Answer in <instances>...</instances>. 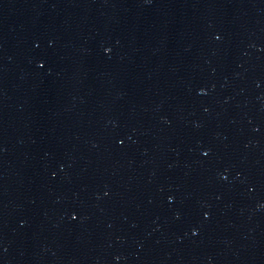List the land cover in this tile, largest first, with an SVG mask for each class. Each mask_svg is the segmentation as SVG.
<instances>
[{
  "label": "water",
  "instance_id": "obj_1",
  "mask_svg": "<svg viewBox=\"0 0 264 264\" xmlns=\"http://www.w3.org/2000/svg\"><path fill=\"white\" fill-rule=\"evenodd\" d=\"M0 264H264V0H0Z\"/></svg>",
  "mask_w": 264,
  "mask_h": 264
}]
</instances>
